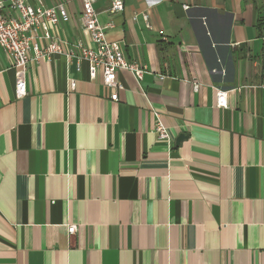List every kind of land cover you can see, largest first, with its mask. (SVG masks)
I'll return each mask as SVG.
<instances>
[{"label":"crops","instance_id":"crops-1","mask_svg":"<svg viewBox=\"0 0 264 264\" xmlns=\"http://www.w3.org/2000/svg\"><path fill=\"white\" fill-rule=\"evenodd\" d=\"M42 1L70 15L55 37L90 43L79 0ZM122 1L93 5L145 69L117 72L116 101L61 55L16 98L0 48V264H264V0Z\"/></svg>","mask_w":264,"mask_h":264},{"label":"built area","instance_id":"built-area-1","mask_svg":"<svg viewBox=\"0 0 264 264\" xmlns=\"http://www.w3.org/2000/svg\"><path fill=\"white\" fill-rule=\"evenodd\" d=\"M82 6V30L88 34L90 43L81 39L73 42L62 40L51 33V26L70 21V15L64 2L45 5L42 0L34 3L27 0H0V48L10 58L11 67L17 71L15 81V97L26 95L25 68L31 60H50L55 55H61L67 62H74L76 67L86 63L89 78L94 79L98 73L101 81L111 88V100L116 101L118 90L123 85L117 80V72L121 69L130 71L137 81H140L145 71L137 62L128 61L122 53L121 44L106 37L107 26L99 22L94 9L95 0H79ZM124 8L122 0H111L109 10L112 13L121 12ZM143 19L148 21L147 14ZM149 27V25H147ZM43 42V44H41ZM264 57V55H263ZM264 77V65L261 72ZM76 81L69 80V89L74 90ZM264 88V84L260 85ZM198 88L193 84V89ZM216 106L226 105V91L215 89ZM159 138L170 140L172 135L159 119L155 124ZM69 235L76 232V225L67 226Z\"/></svg>","mask_w":264,"mask_h":264},{"label":"water","instance_id":"water-1","mask_svg":"<svg viewBox=\"0 0 264 264\" xmlns=\"http://www.w3.org/2000/svg\"><path fill=\"white\" fill-rule=\"evenodd\" d=\"M185 137H186L185 134H179L175 140V144L177 145L179 141H181Z\"/></svg>","mask_w":264,"mask_h":264},{"label":"trees","instance_id":"trees-1","mask_svg":"<svg viewBox=\"0 0 264 264\" xmlns=\"http://www.w3.org/2000/svg\"><path fill=\"white\" fill-rule=\"evenodd\" d=\"M261 20H259V22H260ZM259 26H260V23H259Z\"/></svg>","mask_w":264,"mask_h":264}]
</instances>
